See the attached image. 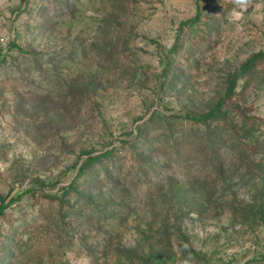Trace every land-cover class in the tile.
<instances>
[{
  "label": "rangeland",
  "instance_id": "374dc122",
  "mask_svg": "<svg viewBox=\"0 0 264 264\" xmlns=\"http://www.w3.org/2000/svg\"><path fill=\"white\" fill-rule=\"evenodd\" d=\"M2 206L0 264H264V0H0Z\"/></svg>",
  "mask_w": 264,
  "mask_h": 264
},
{
  "label": "trees",
  "instance_id": "16d2710c",
  "mask_svg": "<svg viewBox=\"0 0 264 264\" xmlns=\"http://www.w3.org/2000/svg\"><path fill=\"white\" fill-rule=\"evenodd\" d=\"M235 95L236 93L233 91V88L231 86V88H229L226 92L224 98L219 100L217 104L213 106L206 114L196 118V120L202 121L205 124L209 123V125H213L217 128L218 126L223 127L231 125L232 114L236 115L237 119H246L247 117L245 116V114H243L242 110L230 103L232 102V98ZM224 101H228L229 104L224 103ZM228 117H230L231 119L229 120ZM257 143H259V141ZM256 145L257 144H254L252 149L258 146ZM107 154V151H105L95 156L88 157V159H86L79 168V176L90 170L93 164L99 162L104 156H107ZM1 205H3V203ZM1 211H3V206L0 208V212Z\"/></svg>",
  "mask_w": 264,
  "mask_h": 264
},
{
  "label": "clouds",
  "instance_id": "9594fccd",
  "mask_svg": "<svg viewBox=\"0 0 264 264\" xmlns=\"http://www.w3.org/2000/svg\"><path fill=\"white\" fill-rule=\"evenodd\" d=\"M239 3L245 4V3H247V0H239Z\"/></svg>",
  "mask_w": 264,
  "mask_h": 264
}]
</instances>
